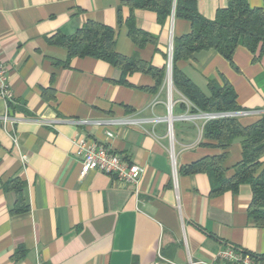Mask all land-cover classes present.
I'll return each instance as SVG.
<instances>
[{"label": "crops", "instance_id": "crops-1", "mask_svg": "<svg viewBox=\"0 0 264 264\" xmlns=\"http://www.w3.org/2000/svg\"><path fill=\"white\" fill-rule=\"evenodd\" d=\"M126 1L0 0V62L13 96L8 109L0 97V118L15 119L0 120V264H235L215 259L230 246L264 254V226L247 214L248 185L210 195L207 174L178 171L221 153L215 141L202 138L206 119H179L195 113L172 82L167 113V48L190 31V22L175 18L173 9L160 22L155 12ZM247 2L264 8V0ZM227 3L196 0L195 7L213 19ZM130 18L155 42L137 46L128 34ZM89 21L113 29L120 55L165 67L156 92L150 75L134 72L120 82L121 71L103 60L74 57L62 65L66 51L50 38L73 34ZM231 60L202 50L176 67L205 95L209 79H225L240 109L250 112L240 124L264 120V55L237 46ZM72 118L135 122L79 126L68 122ZM79 134L141 168L136 193L111 175L80 174L73 141ZM232 141L226 177L241 158V140ZM260 161L264 167V155ZM13 177L24 182V212H13L15 193L3 188Z\"/></svg>", "mask_w": 264, "mask_h": 264}, {"label": "trees", "instance_id": "trees-1", "mask_svg": "<svg viewBox=\"0 0 264 264\" xmlns=\"http://www.w3.org/2000/svg\"><path fill=\"white\" fill-rule=\"evenodd\" d=\"M131 8L151 10L160 22L171 14L190 22V31L182 36L173 37L171 58V82L174 90L190 103V113H218L240 110L236 94L231 85L222 78L221 83L209 79L205 95L176 67L181 60H188L202 50H214L224 60L232 63V56L237 46L246 48L259 58L264 55V8L250 7L247 0H228L225 8L218 9L213 19L200 15L196 9V0H127ZM129 37L137 46L155 42L152 35L136 28L132 19H128ZM113 29L97 22H86L73 34H55L50 38L53 44L63 48L67 66L74 57H92L103 60L121 71L120 82L134 72L150 75L155 84L151 91L156 92L162 83L165 67L154 68L150 62L137 56H123L115 50ZM54 64H56L54 62ZM45 93V90L43 94ZM181 109H186L183 103ZM204 140L215 141L221 153L206 156L178 169L184 174L205 173L210 183V195L224 191L236 193L241 185H248L251 200L247 208L249 221L257 226H264V167L260 158L264 155V120H257L249 125H242L235 117H221L207 120L202 128ZM234 139H240L241 158L232 167L233 174L226 177L223 163L227 158V149ZM203 145V143H201ZM3 188L15 193L14 213L24 212V182L17 177L9 178ZM233 250L248 254L256 264H264V254H254L235 246ZM22 254V253H21ZM18 254V257L19 255Z\"/></svg>", "mask_w": 264, "mask_h": 264}, {"label": "built area", "instance_id": "built-area-1", "mask_svg": "<svg viewBox=\"0 0 264 264\" xmlns=\"http://www.w3.org/2000/svg\"><path fill=\"white\" fill-rule=\"evenodd\" d=\"M172 42H170L167 48V64L166 69L168 72V82H167V113L170 117L171 113V90L169 92V81L171 84V58H172ZM7 68L6 66L0 62V97L4 100L6 104V109L9 108V103L12 101V92L9 87L7 81ZM250 112L244 111L242 109L232 112H218V113H195L189 116H179V119H197L203 118L206 120L213 118H221V117H235L240 118L242 116L249 115ZM1 122L3 125L11 124L15 122V119L10 117L7 113H5L1 118ZM159 120V119H156ZM68 122L79 125V126H88V125H107V124H131L135 122V120L128 119H105V120H87V119H78L72 118L69 119ZM171 132V125L167 129ZM108 137H111L112 134L110 132H106ZM75 146V154L80 158L81 161V171L80 174L84 176L89 171H98L100 173L111 175L115 178V180L121 184H128L134 187L135 193L136 184L139 180V175L141 172V168L129 162L119 154L113 152L106 145H103L93 138L87 137L85 135L79 134L73 140ZM171 154V153H170ZM172 156V154H171ZM215 259L221 262H233L235 264H256L253 262L251 257L248 254H242L233 250V248L227 247L220 250ZM198 263V262H197ZM201 263V262H200ZM188 264H196L192 261H189Z\"/></svg>", "mask_w": 264, "mask_h": 264}, {"label": "bare ground", "instance_id": "bare-ground-1", "mask_svg": "<svg viewBox=\"0 0 264 264\" xmlns=\"http://www.w3.org/2000/svg\"><path fill=\"white\" fill-rule=\"evenodd\" d=\"M170 90H171V84H170V81H169V92H170Z\"/></svg>", "mask_w": 264, "mask_h": 264}]
</instances>
